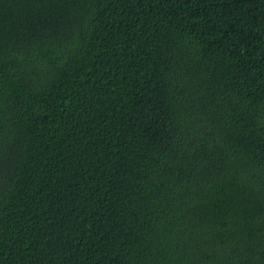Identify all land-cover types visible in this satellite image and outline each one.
Listing matches in <instances>:
<instances>
[{
    "label": "trees",
    "instance_id": "obj_1",
    "mask_svg": "<svg viewBox=\"0 0 264 264\" xmlns=\"http://www.w3.org/2000/svg\"><path fill=\"white\" fill-rule=\"evenodd\" d=\"M0 264H264V0H0Z\"/></svg>",
    "mask_w": 264,
    "mask_h": 264
}]
</instances>
